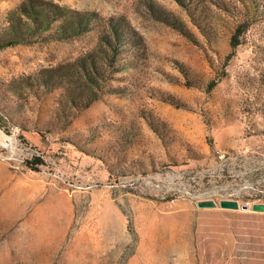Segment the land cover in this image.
<instances>
[{
    "label": "rangeland",
    "instance_id": "374dc122",
    "mask_svg": "<svg viewBox=\"0 0 264 264\" xmlns=\"http://www.w3.org/2000/svg\"><path fill=\"white\" fill-rule=\"evenodd\" d=\"M10 41L0 264H264V0H0Z\"/></svg>",
    "mask_w": 264,
    "mask_h": 264
},
{
    "label": "water",
    "instance_id": "95a60500",
    "mask_svg": "<svg viewBox=\"0 0 264 264\" xmlns=\"http://www.w3.org/2000/svg\"><path fill=\"white\" fill-rule=\"evenodd\" d=\"M199 206H214L215 202L212 200H200L197 202ZM219 204L221 207L224 208H232V209H248L249 205L248 204H239V202L235 199H221L219 201ZM252 210H259V211H264V203H253L251 205Z\"/></svg>",
    "mask_w": 264,
    "mask_h": 264
},
{
    "label": "trees",
    "instance_id": "16d2710c",
    "mask_svg": "<svg viewBox=\"0 0 264 264\" xmlns=\"http://www.w3.org/2000/svg\"><path fill=\"white\" fill-rule=\"evenodd\" d=\"M13 43L12 41L10 42H6L0 45V47H4L6 45H9ZM237 43H232L231 45L234 47ZM27 165L33 169V170H37L38 165H40L42 163V159L39 156H33L31 159L26 160Z\"/></svg>",
    "mask_w": 264,
    "mask_h": 264
}]
</instances>
